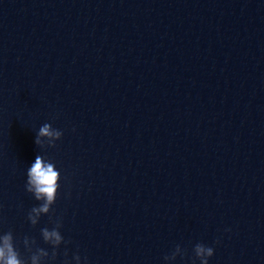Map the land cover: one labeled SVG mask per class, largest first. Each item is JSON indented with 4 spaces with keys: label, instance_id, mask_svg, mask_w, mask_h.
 I'll return each instance as SVG.
<instances>
[{
    "label": "water",
    "instance_id": "95a60500",
    "mask_svg": "<svg viewBox=\"0 0 264 264\" xmlns=\"http://www.w3.org/2000/svg\"><path fill=\"white\" fill-rule=\"evenodd\" d=\"M57 219L45 264H264V0H0V234Z\"/></svg>",
    "mask_w": 264,
    "mask_h": 264
},
{
    "label": "clouds",
    "instance_id": "9594fccd",
    "mask_svg": "<svg viewBox=\"0 0 264 264\" xmlns=\"http://www.w3.org/2000/svg\"><path fill=\"white\" fill-rule=\"evenodd\" d=\"M62 135L61 130L53 128L49 123H44L36 133L35 143L42 145L41 137H47L49 138V145L55 146V141L60 139ZM60 178V172L56 169L54 162L45 160L41 155H36L34 162L28 167L26 190L32 193L36 200L42 201L39 206L32 207L28 213L27 218L33 226L38 223V218L41 214L49 213L51 206L55 203L58 189L60 188L58 183ZM61 226V221L57 219L51 229L48 227L41 229L43 240L52 246L51 255L46 249L36 246L35 238L25 236L23 244L26 251L30 253V255L25 257L16 246L11 230L0 234V264H45V258L55 260L57 249L61 243H68L59 231ZM193 251L195 258L199 259L200 264H208V258L214 254V249L203 243L195 244ZM183 254L184 250L177 245L170 255H165L164 259L166 261L174 260L177 255ZM65 256H67V250H65ZM73 259L76 264H80L81 257L79 254L74 255ZM65 264H69V261L65 260Z\"/></svg>",
    "mask_w": 264,
    "mask_h": 264
}]
</instances>
